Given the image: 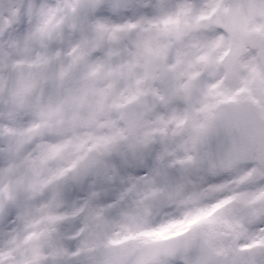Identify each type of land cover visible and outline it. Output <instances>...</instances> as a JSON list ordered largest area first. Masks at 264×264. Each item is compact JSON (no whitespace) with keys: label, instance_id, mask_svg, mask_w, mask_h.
Masks as SVG:
<instances>
[{"label":"clouds","instance_id":"clouds-1","mask_svg":"<svg viewBox=\"0 0 264 264\" xmlns=\"http://www.w3.org/2000/svg\"><path fill=\"white\" fill-rule=\"evenodd\" d=\"M0 264H264V0H0Z\"/></svg>","mask_w":264,"mask_h":264}]
</instances>
